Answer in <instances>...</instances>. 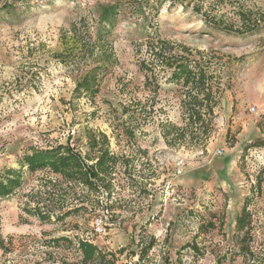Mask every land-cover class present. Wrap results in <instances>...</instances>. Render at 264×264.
I'll list each match as a JSON object with an SVG mask.
<instances>
[{"label": "rangeland", "instance_id": "rangeland-1", "mask_svg": "<svg viewBox=\"0 0 264 264\" xmlns=\"http://www.w3.org/2000/svg\"><path fill=\"white\" fill-rule=\"evenodd\" d=\"M262 12L264 0H0V169L17 167L31 147L69 141L85 151L88 128L105 132L120 157L113 210L64 222L23 210L39 177H54L26 173L0 201V264H85L78 237L102 251L124 247L117 264H128L140 236L155 237L148 255L157 264L166 257L168 264H264V148L242 157L264 130ZM161 55L214 63L220 84L204 150L168 146L160 136V121L186 122L183 94ZM95 66L106 68L98 94L74 97L76 82ZM137 100L146 110L143 134L128 139L119 110ZM258 174L261 193L248 205L250 252L240 254L235 217ZM217 218L220 228L204 226ZM60 236L69 240L57 246L52 239Z\"/></svg>", "mask_w": 264, "mask_h": 264}, {"label": "trees", "instance_id": "trees-1", "mask_svg": "<svg viewBox=\"0 0 264 264\" xmlns=\"http://www.w3.org/2000/svg\"><path fill=\"white\" fill-rule=\"evenodd\" d=\"M259 20L264 23V12L259 14ZM89 53H91L90 56L93 54L92 51ZM161 56L160 63L166 64L171 69L168 81L177 84L183 94V111L186 114V122L183 125H177L167 118L160 121L158 123L160 136L168 146L185 145L200 147L204 150L214 130V106L217 104L216 92L220 84L217 74L209 69L214 63L212 60L201 62L191 57L165 60L164 55ZM26 63L27 66L32 67L31 61ZM105 69L95 66L86 72L76 82L73 96L79 98L87 95L94 98L100 90ZM145 111L144 105L138 100L130 101L129 104H121L119 113L122 119L118 124L125 137L134 139L137 133L138 135L143 134L141 128L145 122ZM261 131L262 136L256 137L245 145L242 157L248 148H264V130L261 129ZM85 138L87 144L85 151L79 150L69 141L48 147H31L18 157L17 167L0 169V201L15 194L22 187L26 173L44 172L54 177L40 176L37 188L25 193L28 199L23 202L22 208L27 214L36 216L43 222H64L69 216L94 212L99 208L113 210L116 200L112 197L116 192L120 157L110 148V138L105 132L88 128ZM141 152L146 154L147 150L141 149ZM127 163L128 161L124 163V173ZM262 181V175L258 174L255 183L251 185V195L245 197L235 217L233 240L240 254L250 252L252 213L248 205L253 196L260 195ZM138 191L144 192V189L140 187ZM90 195L93 196L92 199H88ZM103 197L105 200L102 199ZM85 203L90 204L91 207L86 206ZM216 221L219 223L217 224ZM204 226L220 228L222 219H210ZM62 239L69 240V237L60 236L53 238L52 241L58 246ZM139 241L142 247L138 251L126 253V257L130 258L128 264H157V259L148 255L156 243L155 237L150 236L145 241L140 236ZM77 244L81 255L80 261L85 264H117V256L125 252L124 247L118 248L117 251H102L94 242L85 237H78ZM186 246H189L194 253L199 251L195 243ZM134 255L137 258L131 260ZM162 263L168 264L169 258H164Z\"/></svg>", "mask_w": 264, "mask_h": 264}]
</instances>
